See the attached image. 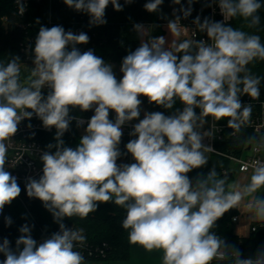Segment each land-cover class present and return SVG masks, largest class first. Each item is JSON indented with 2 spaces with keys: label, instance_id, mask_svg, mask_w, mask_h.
Instances as JSON below:
<instances>
[{
  "label": "clouds",
  "instance_id": "1",
  "mask_svg": "<svg viewBox=\"0 0 264 264\" xmlns=\"http://www.w3.org/2000/svg\"><path fill=\"white\" fill-rule=\"evenodd\" d=\"M163 2L147 0L144 8L158 12ZM193 2L188 0L189 7L179 9L184 18L191 14ZM216 2L223 21L207 17L201 21L199 16L193 21L207 39L172 40L166 47L163 36L143 39L147 29L135 24L134 31L142 39L123 58L119 80L112 65L93 50L81 52L76 47L88 43L86 33L66 32L59 25L40 27L33 48L34 67L23 81L19 57L0 62V213L21 193L17 177L6 170L10 143L20 123L35 115L45 129L55 128L56 143L42 152V175L28 178L26 193L40 200L59 224V231L39 245L30 227L23 225L15 252L10 241L3 239L2 264H84L85 257L75 250L86 242L83 229L67 228L62 221L87 218L99 204L109 202L124 209L121 226L129 242L148 252L160 251L162 264H264V250L242 258L234 244L213 231L225 213L242 205L251 221L264 226V195H258L264 190V161L253 165L243 184H229L214 167L195 181L188 176L208 163V153L215 152L202 142L214 136L215 122L227 118L233 134L250 125L252 104H242L240 96L258 100L264 79L248 67L256 60L264 61L261 37L228 23L239 17L248 28L258 26V12L264 7L261 0ZM64 3L86 13L94 26L107 23L110 3L114 10H123L119 0ZM173 3L179 5L181 0ZM16 4L18 14L23 15L26 4L21 0ZM179 21V16L168 21L171 34L179 36L181 27L185 28ZM44 88L50 89L46 96ZM141 96L165 109H173L179 101L183 110L168 116L146 112L139 119ZM71 108L94 109L75 148L65 147L62 139L73 120L78 127L83 123L70 115ZM110 111L116 114L114 121L109 119ZM208 117L213 120L212 129L201 132ZM134 119L139 122L130 135L136 138L126 149L135 162L118 165L122 126ZM248 140L264 146V137ZM11 162L12 166L17 163ZM6 223L11 225V219L6 218Z\"/></svg>",
  "mask_w": 264,
  "mask_h": 264
},
{
  "label": "trees",
  "instance_id": "2",
  "mask_svg": "<svg viewBox=\"0 0 264 264\" xmlns=\"http://www.w3.org/2000/svg\"><path fill=\"white\" fill-rule=\"evenodd\" d=\"M123 6L122 11L114 10L111 3L106 9L105 19L107 23L103 25H90L89 16L86 13L78 12L69 8L64 2H55L53 5V24L52 26H62L65 31L84 32L88 35L89 41L86 44H79L76 47L81 51L93 50L94 54L100 56L106 63L118 65L119 69L123 58L139 47L141 36L134 31L135 24L148 25L151 27V37L164 36V25L168 21L180 17V21L194 20L196 14L201 8L195 1L191 4V14L184 18L181 7H189L188 0H181L179 5L174 4L173 0H164L158 12L150 13L145 10L144 4L147 0H132L131 3H125V0H119ZM264 5V0H261ZM174 9L175 15H174ZM47 7L45 5H33L30 13L25 18L17 17L14 0H0V62L7 63L15 56L19 57L20 65L24 64V57L20 50V45L27 37L35 40L41 26H49L46 15ZM258 15L260 24L254 28L247 27V21L236 17L232 19L231 26L249 34H256L261 37L264 43V7ZM7 18V21H2ZM38 21V22H37ZM25 25V30L18 27ZM249 69L253 75L264 77V61L256 60L252 62ZM122 73L119 70V79ZM260 90H264V79L261 81ZM246 95V94H245ZM244 95H241L242 97ZM143 105L150 112H162L164 115H173L183 110V104L179 101L173 106V109H165L157 106L155 103H149L146 97H139ZM84 134L79 132L78 126L71 122L69 130L63 135L65 147L75 148L78 146L80 138ZM55 135L40 133L38 139L42 142L44 148L49 144H55ZM258 138L248 130L241 129L234 136L225 135L223 142H217L218 151L226 155L240 157L246 143H250L248 138ZM123 140L119 144V151L122 153ZM50 151H55V148ZM119 158V159H120ZM215 168L218 175L233 173L230 161L220 155H211L208 163L199 169H193L188 176L195 181L198 175H206L212 168ZM233 180L227 178V182ZM21 188L20 199L16 198L11 204L6 205L0 213V242L7 238L10 241V247L15 252L18 251L16 240L22 235L19 229L23 225H28L31 230V236L36 241L43 237H50L53 233L59 231V224L53 219L52 214L43 206L42 202L35 198H29L26 193L25 185L19 184ZM238 215L236 209H231L216 222L213 229L215 234L223 238L228 244H234L242 253V258L252 257L258 249L264 250V226L256 225V231L252 232L249 238H240L234 234L232 219ZM125 216L123 208L114 203H101L97 210L90 213L87 218L79 217L64 218L62 221L67 228L83 229L86 236L84 245L89 247H102L107 245L106 256L100 258H85L89 261H105L109 263L127 261L130 258L132 244L128 240V232L121 226ZM6 218H10L12 223L8 225ZM22 246V245H21ZM20 246V247H21ZM5 259L0 253V264ZM213 264H222V262H213Z\"/></svg>",
  "mask_w": 264,
  "mask_h": 264
},
{
  "label": "built area",
  "instance_id": "3",
  "mask_svg": "<svg viewBox=\"0 0 264 264\" xmlns=\"http://www.w3.org/2000/svg\"><path fill=\"white\" fill-rule=\"evenodd\" d=\"M196 4H198L201 8V11H199L196 14V17L199 16L201 21L204 20V18H209L213 21H223V16L220 12L218 3L216 0H194ZM15 2V9H16V15L20 18H25L31 11L33 5H45L47 7L46 15L47 20L49 22V26H52L53 24V5L55 2H64V0H21L22 3L26 4V10L23 15L18 14L17 4L16 0ZM195 17V18H196ZM233 19V18H232ZM232 19L228 21V23L231 25ZM195 20V19H194ZM194 20L190 21H184L180 22L182 26L180 31V37L181 40L183 39H192V40H198V39H207L206 33H201L197 29L196 25L193 23ZM2 21H7V18H3ZM167 25H164L165 27ZM19 28L25 30L27 27L25 25H18ZM74 34H79L76 31H71ZM195 32V35L193 33ZM35 40L33 38L27 37L25 41L20 45L21 53L24 57V64L20 65V67L27 65V64H33L34 54H33V48H34ZM34 65V64H33ZM50 91L49 88L42 89L43 94L46 96L48 92ZM240 100L242 104H252V116H251V123L250 125L242 128L244 130L251 131L257 138L260 140L262 137H264V90H260V97L258 100H252L248 95H244L240 97ZM197 114H199V109H196ZM94 114V109L89 110L86 112H81L79 108H71L70 109V115L73 117H79L83 123L78 127L79 132L85 134V129L87 127V121L91 118V116ZM115 112L110 111L109 119L115 120ZM144 118V115L141 119ZM77 125L76 120H73ZM138 123V122H137ZM227 118L221 119L220 121L215 122V128L217 129L214 133V136L212 138H204L202 141L205 145H211L215 152L208 153L211 155H220L226 157L230 163L232 170L238 171L240 173H249L251 172V169L253 165L257 161H264V146H261L257 143H246L243 148V153L240 157L233 156V155H226L222 152L218 151L216 148L217 142H223L225 139V135L229 134L231 136H234L233 134L234 130L228 128L227 126ZM31 124V128L28 127V125ZM135 121L132 120L130 122H127L125 125L122 126V153L123 156L117 160L118 165L122 164H131L134 163V159L131 156L130 153L127 152L126 144L132 140L135 139V136L130 135V133L133 131V127L135 125ZM207 128H203L200 131H209L212 129L213 126V120L208 117L206 118ZM55 128H52L51 130L45 129L42 125V121L37 118L35 115L29 120L25 119L23 120L18 128L17 134L13 137V140L10 143L9 146V162L6 165V170L9 171L12 175L17 177L18 184L26 185L28 178H34L39 179V177L42 175V168L43 164L40 160V156L43 151H48L46 148H44L42 142L38 139V135L40 133H44L47 135H55ZM54 152V151H52ZM17 162L15 166H12V162ZM20 199V196L17 197ZM240 222V216L236 215L232 219L233 227L237 226ZM256 231V225H253L251 228V233ZM49 238L48 236L43 237L41 240L36 241L37 245L42 243L45 239ZM76 251H81L82 255L85 258H100L106 256V250L108 247L106 244H103L102 247H89V245H84L83 247H80L77 245Z\"/></svg>",
  "mask_w": 264,
  "mask_h": 264
},
{
  "label": "rangeland",
  "instance_id": "4",
  "mask_svg": "<svg viewBox=\"0 0 264 264\" xmlns=\"http://www.w3.org/2000/svg\"><path fill=\"white\" fill-rule=\"evenodd\" d=\"M145 28L147 29V27ZM111 65L113 67V72L116 78L118 79L120 69L118 65H115V64H111ZM33 67H34L33 64H27V65L22 66V71H21L22 76H26L30 74V69ZM26 70H29V71L25 72ZM140 108H141V111H140L139 119H141L142 115H145L146 112L150 113V111H148L143 105H141ZM139 119H134L135 123L139 122ZM203 128H207V125L204 124ZM22 247L23 246H21L19 250H22ZM84 264H162V253L157 250L148 252V251H145L141 246L132 244L130 258L127 261L109 263L105 261L85 260Z\"/></svg>",
  "mask_w": 264,
  "mask_h": 264
},
{
  "label": "crops",
  "instance_id": "5",
  "mask_svg": "<svg viewBox=\"0 0 264 264\" xmlns=\"http://www.w3.org/2000/svg\"><path fill=\"white\" fill-rule=\"evenodd\" d=\"M144 27H147V31L144 33V38H143V39L146 40V39L150 38L151 27L148 26V25H145ZM163 29L165 31V35L163 37L165 38V41H166V44H165L166 47L169 44H171L172 40H176V41H180L181 40L180 35L177 36L175 34H171L170 33V31L168 29V26L163 27ZM141 39H142V37H141ZM20 68H21V71H22V67H20ZM28 71L29 70H26L25 72H28ZM28 75L22 76V73H21V80L23 81ZM208 156L210 158L209 154H208ZM250 174H251V172H249V173H240L238 171H235L234 174H233V180L230 182V184L231 183H236V182L241 183V184L246 183L248 177L250 176ZM258 195H264V190H262L260 193H258ZM236 211L238 212V215L240 216V222H239V224L237 226L233 227L234 234L236 236L240 237V238H249L250 235H251L252 226L253 225H257V224L250 220L249 215L245 212V210L243 208V205L241 206L240 210L236 209Z\"/></svg>",
  "mask_w": 264,
  "mask_h": 264
},
{
  "label": "water",
  "instance_id": "6",
  "mask_svg": "<svg viewBox=\"0 0 264 264\" xmlns=\"http://www.w3.org/2000/svg\"><path fill=\"white\" fill-rule=\"evenodd\" d=\"M223 177L232 178L233 177V173L224 174Z\"/></svg>",
  "mask_w": 264,
  "mask_h": 264
}]
</instances>
